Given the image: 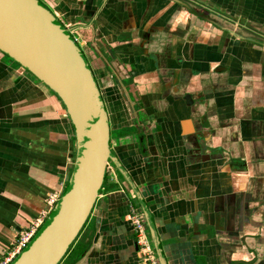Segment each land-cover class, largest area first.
Returning <instances> with one entry per match:
<instances>
[{"label":"crops","instance_id":"obj_1","mask_svg":"<svg viewBox=\"0 0 264 264\" xmlns=\"http://www.w3.org/2000/svg\"><path fill=\"white\" fill-rule=\"evenodd\" d=\"M39 1L89 63L166 264H264V0H179L195 13L178 0ZM2 54L0 262L46 218L75 154L59 98ZM109 166L60 264H141L129 218L141 208Z\"/></svg>","mask_w":264,"mask_h":264},{"label":"water","instance_id":"obj_2","mask_svg":"<svg viewBox=\"0 0 264 264\" xmlns=\"http://www.w3.org/2000/svg\"><path fill=\"white\" fill-rule=\"evenodd\" d=\"M178 2L195 13L193 6ZM0 52L54 92L66 109L75 137L73 165L64 190L8 264H59L94 206L108 164L136 197L158 263L166 264L143 195L111 152L97 81L67 28L39 0H0Z\"/></svg>","mask_w":264,"mask_h":264},{"label":"built area","instance_id":"obj_3","mask_svg":"<svg viewBox=\"0 0 264 264\" xmlns=\"http://www.w3.org/2000/svg\"><path fill=\"white\" fill-rule=\"evenodd\" d=\"M76 41V39H74ZM106 168H110L109 164ZM57 197L51 195L48 197L46 206L47 211L52 209L54 203L56 202ZM129 218L132 224V230L135 235V244L139 256V261L141 264H159L156 258V254L151 246L150 240L148 238V234L146 231L145 224L141 218V214L134 209V207H130ZM42 219L39 218L31 223L28 229L21 232L12 246V248L7 252L6 256L0 262V264H8L14 256L26 245V243L33 236L37 228L40 226Z\"/></svg>","mask_w":264,"mask_h":264},{"label":"rangeland","instance_id":"obj_4","mask_svg":"<svg viewBox=\"0 0 264 264\" xmlns=\"http://www.w3.org/2000/svg\"><path fill=\"white\" fill-rule=\"evenodd\" d=\"M1 54H2V53H1ZM2 56H3V58H4L5 60H9V61H11L15 66L18 65L16 62H14L12 59H10L9 57H7L6 55L2 54Z\"/></svg>","mask_w":264,"mask_h":264},{"label":"trees","instance_id":"obj_5","mask_svg":"<svg viewBox=\"0 0 264 264\" xmlns=\"http://www.w3.org/2000/svg\"><path fill=\"white\" fill-rule=\"evenodd\" d=\"M74 243V242H73ZM73 245V244H72ZM72 245L68 248V250L66 251L65 255L69 252L70 248L72 247ZM64 255V256H65ZM63 259V258H62Z\"/></svg>","mask_w":264,"mask_h":264},{"label":"flooded vegetation","instance_id":"obj_6","mask_svg":"<svg viewBox=\"0 0 264 264\" xmlns=\"http://www.w3.org/2000/svg\"><path fill=\"white\" fill-rule=\"evenodd\" d=\"M60 264V263H59Z\"/></svg>","mask_w":264,"mask_h":264}]
</instances>
